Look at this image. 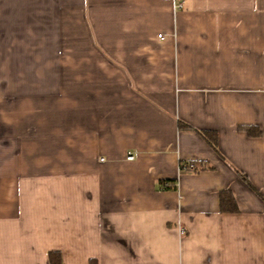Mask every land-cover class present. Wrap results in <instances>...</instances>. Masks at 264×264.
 Wrapping results in <instances>:
<instances>
[{
  "label": "crops",
  "instance_id": "obj_1",
  "mask_svg": "<svg viewBox=\"0 0 264 264\" xmlns=\"http://www.w3.org/2000/svg\"><path fill=\"white\" fill-rule=\"evenodd\" d=\"M0 74V264H264V0H0Z\"/></svg>",
  "mask_w": 264,
  "mask_h": 264
},
{
  "label": "trees",
  "instance_id": "obj_2",
  "mask_svg": "<svg viewBox=\"0 0 264 264\" xmlns=\"http://www.w3.org/2000/svg\"><path fill=\"white\" fill-rule=\"evenodd\" d=\"M180 128H188L191 129V127L185 123L179 122ZM240 129L244 130L248 135L255 136L260 135L261 131L258 127L245 125L240 126ZM199 134L207 141V143L213 148L216 149L217 144V135L213 131H199ZM207 166L204 164H196L195 162H192L191 164H180V169L183 168H189L193 171H198L201 169H205ZM241 177H243L244 180L246 179V176L239 173ZM161 188L164 190H175L176 189V180H162L160 182ZM219 203H220V210L222 211H236L237 205L235 203V200L228 190H223L219 194ZM61 257L60 253L57 251H51L49 252V262L50 264H60Z\"/></svg>",
  "mask_w": 264,
  "mask_h": 264
},
{
  "label": "built area",
  "instance_id": "obj_3",
  "mask_svg": "<svg viewBox=\"0 0 264 264\" xmlns=\"http://www.w3.org/2000/svg\"><path fill=\"white\" fill-rule=\"evenodd\" d=\"M185 0H173V5L175 9H181L183 7V3ZM161 37V35H160ZM127 159L132 160L133 156L131 154H128Z\"/></svg>",
  "mask_w": 264,
  "mask_h": 264
},
{
  "label": "rangeland",
  "instance_id": "obj_4",
  "mask_svg": "<svg viewBox=\"0 0 264 264\" xmlns=\"http://www.w3.org/2000/svg\"><path fill=\"white\" fill-rule=\"evenodd\" d=\"M0 76H1V74H0ZM32 90H33V89L27 88V94H28V95H33ZM0 95H1V93H0ZM0 97H1V96H0ZM0 107H1V105H0ZM26 107H27V109H30V108H31L30 110H32V105H29V106H26ZM26 140L28 141L29 139L26 138ZM29 155H32V153H30ZM40 155L44 157L46 154L42 153V154H40ZM41 156H40V157H41ZM28 159H29V158H28ZM29 160H31V158H30Z\"/></svg>",
  "mask_w": 264,
  "mask_h": 264
}]
</instances>
